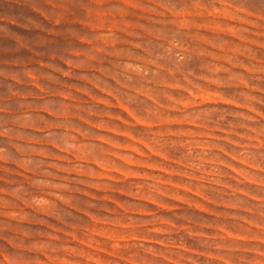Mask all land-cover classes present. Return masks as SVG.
<instances>
[{"label": "rangeland", "instance_id": "rangeland-1", "mask_svg": "<svg viewBox=\"0 0 264 264\" xmlns=\"http://www.w3.org/2000/svg\"><path fill=\"white\" fill-rule=\"evenodd\" d=\"M47 1L83 70L0 264H264V0Z\"/></svg>", "mask_w": 264, "mask_h": 264}, {"label": "crops", "instance_id": "crops-1", "mask_svg": "<svg viewBox=\"0 0 264 264\" xmlns=\"http://www.w3.org/2000/svg\"><path fill=\"white\" fill-rule=\"evenodd\" d=\"M47 2L0 0V243L7 226H31L27 191L58 149L45 104L65 99L83 70L84 35L69 36L63 7Z\"/></svg>", "mask_w": 264, "mask_h": 264}]
</instances>
